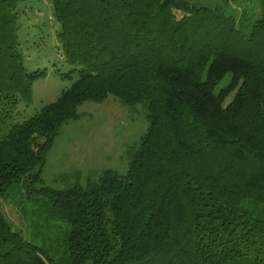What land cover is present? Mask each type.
Listing matches in <instances>:
<instances>
[{
  "label": "trees",
  "instance_id": "16d2710c",
  "mask_svg": "<svg viewBox=\"0 0 264 264\" xmlns=\"http://www.w3.org/2000/svg\"><path fill=\"white\" fill-rule=\"evenodd\" d=\"M20 1L0 0V103L11 108L47 75L25 66ZM52 7L70 68L57 74L71 84L0 137V200L31 208L25 227L52 235L39 246L0 208V264H264V0ZM109 95L147 111L126 173L44 185L61 127Z\"/></svg>",
  "mask_w": 264,
  "mask_h": 264
},
{
  "label": "rangeland",
  "instance_id": "374dc122",
  "mask_svg": "<svg viewBox=\"0 0 264 264\" xmlns=\"http://www.w3.org/2000/svg\"><path fill=\"white\" fill-rule=\"evenodd\" d=\"M192 1L208 7L223 2ZM18 9L19 40L25 66L28 70L46 69L47 75L34 83L30 103L21 102L15 108L0 103V137L12 124L29 119L43 105L55 101L72 81L57 74L66 73L70 68L59 50L57 32L60 25L53 15L52 0H21ZM69 75L74 77L73 73ZM78 112L81 116L61 127L48 152L42 179L50 188L61 190L75 183L85 186L89 177L96 178L105 169L126 173L129 151L149 124L144 106L123 105L113 95L102 102L86 101L79 106ZM22 195L23 192L16 188L13 197L19 201ZM0 208L13 226L24 230L31 208L25 212L21 204L10 198L0 200ZM25 234L28 240L47 246L52 231L45 228L35 231L30 226L25 227Z\"/></svg>",
  "mask_w": 264,
  "mask_h": 264
}]
</instances>
